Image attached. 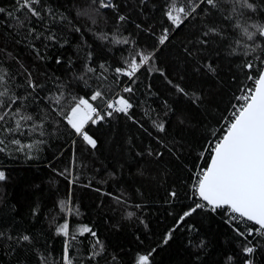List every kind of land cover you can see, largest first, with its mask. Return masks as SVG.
I'll return each instance as SVG.
<instances>
[{
  "label": "trees",
  "instance_id": "trees-1",
  "mask_svg": "<svg viewBox=\"0 0 264 264\" xmlns=\"http://www.w3.org/2000/svg\"><path fill=\"white\" fill-rule=\"evenodd\" d=\"M248 2L255 11L243 0H40L38 19L0 0V66L20 98L19 114L0 122V264H65L66 246L71 264H137L148 254L150 264H264L258 226L227 206L213 210L197 191L210 147L254 87L248 76L264 67V0ZM173 5L197 6L177 27ZM97 90L132 107L87 124L92 148L65 117L79 98L104 107L90 100ZM20 116L32 119L4 131ZM85 226L96 235H81Z\"/></svg>",
  "mask_w": 264,
  "mask_h": 264
},
{
  "label": "snow or ice",
  "instance_id": "snow-or-ice-1",
  "mask_svg": "<svg viewBox=\"0 0 264 264\" xmlns=\"http://www.w3.org/2000/svg\"><path fill=\"white\" fill-rule=\"evenodd\" d=\"M200 3H206L213 7L216 6L217 0H199ZM40 0H18V9L23 11L27 9V13H30L31 17L41 18L40 11L37 10L33 5H39ZM102 7H109L110 5L102 2ZM197 5H193L189 9H185L184 6L176 7L173 5L167 12L168 19L173 22L177 27L183 23L181 14L184 18L190 16L195 12ZM249 9L255 11L253 3H249L248 0H243V5ZM5 12V9L0 8V13ZM9 16L12 13H8ZM121 20L124 17H120ZM22 23V22H21ZM261 35H264V26H256ZM34 31V29H31ZM215 32V29H209L204 35L207 36L210 33ZM249 39L252 38L254 34L247 33ZM167 39V29L165 34L161 37L160 43L163 44ZM125 43L127 41H124ZM206 42V41H204ZM151 59V54L143 55V61L147 63ZM138 65H132V71L127 74L131 76L136 70H138ZM245 67L251 72L256 66L252 62H248ZM210 71H212L211 65H208ZM89 72L94 71V69L89 68ZM120 72L121 69H116ZM7 72L0 66V109H5L0 113V122H5L6 117L16 116L19 114V109L17 108L15 112L12 111V105L16 103L19 97L14 94H9L8 89L5 87L7 81ZM249 80H252L255 84L254 89H248L251 94L245 95L242 99L245 101L243 105L240 106L239 111L234 113V118L230 122L227 128V132L223 135L214 147L211 149V162L205 170L200 174L198 179L197 191L199 197L206 201L209 205H213L215 208L222 206H228L233 213L239 214V217L246 219L247 221L253 222L254 225L259 227L256 232L264 236V67L258 69V74L256 76L249 75ZM32 88H36L37 85L30 84ZM178 91L184 92L183 88L176 86ZM126 92H130V88L125 89ZM98 98L103 101L108 108H112L113 103H108L104 101L103 94L101 91L97 90L91 95V101H97ZM10 101V103H6ZM59 103V98L56 99ZM117 103L121 105L117 109L120 112H127L132 105L123 97H121ZM106 115H112L111 112H107ZM95 117V119H94ZM67 123L75 131V133L82 137V139L90 145L92 148L96 147V140L85 131V126L89 121L96 123L104 119V115L100 114L97 106L90 103L89 99L79 98L75 100L74 105L71 107L70 112L65 117ZM31 116H20V119L16 120V127L6 128L4 131L9 133L18 131L21 127L20 120H31ZM159 131H164V125H157ZM13 143L19 144L18 140L12 141ZM4 140L0 139V144H3ZM31 147V145H29ZM5 179V174L0 172V180ZM174 195V193H173ZM64 205V202H61ZM203 207L202 204H197L189 212L184 213V216L180 217L182 222L186 216L191 215L196 211L197 208ZM129 215H132L129 213ZM69 225L64 223L59 232L67 236ZM80 234L91 233L95 236V232L86 226L81 228ZM247 235L253 234V229L249 228L246 230ZM239 235L247 236L243 232L237 229ZM2 235V233H0ZM75 239V236L72 237ZM23 241H29L30 237L24 235L22 237ZM99 244V241H97ZM102 248V245H101ZM245 253L251 254L254 251L253 247H245ZM98 252H93V257L98 255ZM149 255H141L138 257L137 264H150ZM65 264H71V259L67 254V246L65 247ZM247 264H251L248 261Z\"/></svg>",
  "mask_w": 264,
  "mask_h": 264
},
{
  "label": "built area",
  "instance_id": "built-area-1",
  "mask_svg": "<svg viewBox=\"0 0 264 264\" xmlns=\"http://www.w3.org/2000/svg\"><path fill=\"white\" fill-rule=\"evenodd\" d=\"M254 84V83H253ZM255 88V84H254V87L253 88H249V89H254ZM251 93L248 91V93L247 94H245V95H250ZM244 95V96H245ZM243 96V97H244ZM110 103H113V107H112V109H107L108 107L105 105L104 107H102V108H98V110L100 111V114L101 115H103L104 113H107V112H111L110 110H112V111H116L119 107H121L119 104H117V101H116V98H115V100L114 101H111ZM245 103V101L244 100H242V102H240V104L235 108V110L233 111V113H232V115H231V121H232V119L234 118V113H237L238 111H239V108H240V106L241 105H243ZM129 109H127V111H128ZM107 116H109V115H107ZM95 118V117H94ZM230 121V122H231ZM230 122L225 126V129L227 130V128H228V125L230 124ZM214 146H212V147H210V150L213 148ZM203 172V171H202ZM201 174V173H200ZM258 226V225H257ZM259 227V226H258Z\"/></svg>",
  "mask_w": 264,
  "mask_h": 264
},
{
  "label": "water",
  "instance_id": "water-1",
  "mask_svg": "<svg viewBox=\"0 0 264 264\" xmlns=\"http://www.w3.org/2000/svg\"><path fill=\"white\" fill-rule=\"evenodd\" d=\"M225 134H226V133H225ZM225 134H224V135H225ZM210 162H211V158H210V160H209V164H210ZM209 164H208V165H209ZM198 196H199V194H198ZM204 202L207 203L206 201H204ZM207 204H208V203H207ZM208 205H209V204H208ZM209 206H210V207H214L213 205H209ZM225 206H226V205H225ZM227 207H228V206H227ZM252 223H253V222H252Z\"/></svg>",
  "mask_w": 264,
  "mask_h": 264
},
{
  "label": "rangeland",
  "instance_id": "rangeland-1",
  "mask_svg": "<svg viewBox=\"0 0 264 264\" xmlns=\"http://www.w3.org/2000/svg\"><path fill=\"white\" fill-rule=\"evenodd\" d=\"M121 97H122V96H118V97L116 98V101H118ZM123 98H124V97H123ZM117 104H119V103H117ZM119 105H120V104H119ZM120 106H121V105H120ZM94 119H95V118H94ZM89 122H90V121H89ZM89 122H88V123H89ZM86 126H87V125H86ZM86 126H85V127H86ZM79 230H80V229H79Z\"/></svg>",
  "mask_w": 264,
  "mask_h": 264
}]
</instances>
